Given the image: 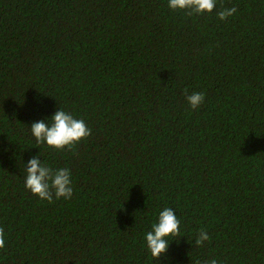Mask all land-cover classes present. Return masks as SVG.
I'll return each mask as SVG.
<instances>
[{
	"label": "trees",
	"instance_id": "16d2710c",
	"mask_svg": "<svg viewBox=\"0 0 264 264\" xmlns=\"http://www.w3.org/2000/svg\"><path fill=\"white\" fill-rule=\"evenodd\" d=\"M59 108L91 129L75 151L31 134ZM37 155L71 199L25 188ZM165 207L180 236L159 261ZM0 228V264H264V0H0Z\"/></svg>",
	"mask_w": 264,
	"mask_h": 264
},
{
	"label": "clouds",
	"instance_id": "9594fccd",
	"mask_svg": "<svg viewBox=\"0 0 264 264\" xmlns=\"http://www.w3.org/2000/svg\"><path fill=\"white\" fill-rule=\"evenodd\" d=\"M168 7L174 11H183L189 16L201 15L212 13L216 7V0H168ZM236 12L237 8L233 6L222 8L216 15L223 21ZM186 99L192 109H197L202 105L205 95L194 92L187 95ZM50 118L52 121L50 125L45 119L30 125L31 134L38 145L46 143L55 150L75 151V146L91 135V129L84 120L75 118L70 112L59 108ZM24 185L33 195L49 203L61 198L68 200L73 195L70 169L67 167L53 169L43 164L38 155L31 157L25 164ZM4 236V229L0 228V249L5 247ZM179 236L180 220L172 208L165 207L159 212L157 222L153 223L151 230L145 234L146 247L151 256L160 261V258L167 253L170 244L168 238ZM209 239V234L201 229L196 236L195 245L202 246ZM204 264H218V261L212 259L205 261Z\"/></svg>",
	"mask_w": 264,
	"mask_h": 264
}]
</instances>
